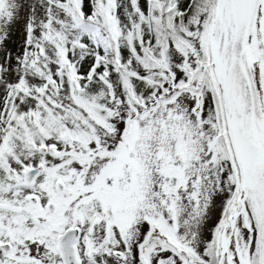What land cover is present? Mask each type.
Listing matches in <instances>:
<instances>
[{
	"label": "snow or ice",
	"instance_id": "obj_1",
	"mask_svg": "<svg viewBox=\"0 0 264 264\" xmlns=\"http://www.w3.org/2000/svg\"><path fill=\"white\" fill-rule=\"evenodd\" d=\"M0 264H264V0H0Z\"/></svg>",
	"mask_w": 264,
	"mask_h": 264
}]
</instances>
